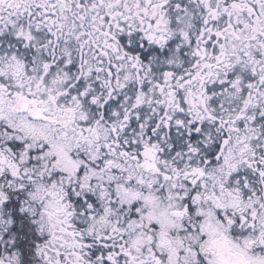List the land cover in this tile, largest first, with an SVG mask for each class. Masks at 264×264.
<instances>
[{"label":"snow or ice","instance_id":"obj_1","mask_svg":"<svg viewBox=\"0 0 264 264\" xmlns=\"http://www.w3.org/2000/svg\"><path fill=\"white\" fill-rule=\"evenodd\" d=\"M0 264H264V0H0Z\"/></svg>","mask_w":264,"mask_h":264}]
</instances>
